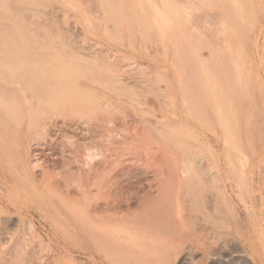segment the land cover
I'll use <instances>...</instances> for the list:
<instances>
[{
    "label": "bare ground",
    "instance_id": "1",
    "mask_svg": "<svg viewBox=\"0 0 264 264\" xmlns=\"http://www.w3.org/2000/svg\"><path fill=\"white\" fill-rule=\"evenodd\" d=\"M208 2L212 19L235 22L229 34L241 37L235 46L224 40L222 60L215 37L204 59L188 35L167 33L169 8L155 13L156 40L11 35L23 42L0 50V149L13 148L5 146L4 116L19 113L29 129L6 169L0 155V221L6 213L18 219L11 240L20 254L38 264H61L64 253L106 264H165L187 244L226 243L228 225L239 231L238 201L261 227L255 253L263 260L264 0ZM4 40L0 35L3 48ZM149 44L162 48L150 51ZM84 50L95 54L92 61L76 55ZM14 82L21 87L12 94L1 84ZM20 102H28L26 112ZM36 241L38 250L29 249Z\"/></svg>",
    "mask_w": 264,
    "mask_h": 264
},
{
    "label": "rangeland",
    "instance_id": "2",
    "mask_svg": "<svg viewBox=\"0 0 264 264\" xmlns=\"http://www.w3.org/2000/svg\"><path fill=\"white\" fill-rule=\"evenodd\" d=\"M137 1H140L142 3L144 12L147 11V13H145V17L141 15V12L143 9L140 11L139 6L136 3ZM19 2H21V3H19ZM3 3L5 4V6ZM1 5H3L4 7L3 8L0 7V11H2L4 13H2V12L0 13V23L2 22V24H0V27L1 26L3 27V28L2 27L0 28L2 30V31L0 30V33L2 32L0 35H2V37L5 39L3 43L6 42L5 43L6 45L4 44V48H3V46L1 47V45H0V50H4L5 52L8 51L7 49L9 48V46H10L9 50H12V48H15V45L18 46V43H20V40H21L20 44H22V42H23L22 39H20L16 36H11V35H17V34H18L17 36H20L22 33L24 35H26L25 33H27L26 36H32V37H38V38H41V37L46 36V35L47 36H50V35L54 36L55 35L54 37H56V38L64 37V35H66V36L72 35V37H74L73 40H75V41L80 40L81 36L84 34L91 36V35H93V33H95L96 35H100V36L101 35H108V36H110V38H115L116 36H117L116 38H118L119 36L126 35V34L130 33L131 35H135V36H133L135 38H138V37L147 38V36H149L151 38L154 37V40H156L157 36H158V29H157V27H155V24L153 22V21H155L154 16L156 17V15H157L155 13H157V11H160V13L162 15H164L165 10L167 8H169L168 10L170 11L169 16L167 15L168 17H170V19H169L170 20V26H169L168 30H166L169 32H167V33H171V35H174V32H175L176 37H177V35H179V36L184 35L185 37L188 35L187 37L190 39L191 45L195 46V47H193V46L192 47L194 48L196 53H198L200 58L205 59L206 57H208L209 50L211 48H213V46H210V45H213V43L210 42L211 37H215V39L217 40V46L215 45V47H218V51L220 50L219 53L217 54V57H219L218 58L219 60H222V57L220 54L222 53V56H223L222 45H223L224 40L227 39L228 41H231V43L233 42L234 43L233 45L235 46L237 44L238 40L241 39V37H239L240 34H229V33H232L233 30L236 28L237 25L235 22L223 21L224 22L223 23V22H220L219 20L214 21L212 19L213 18V16H212L213 12L209 8L208 0H160V1L159 0H20V1L19 0H2V1L0 0V6ZM163 6H164V8H161ZM4 8L7 10H4ZM70 10H72V11H70ZM209 10L211 11V13ZM34 14L35 15L37 14V15L35 16ZM210 14H211V16H210ZM220 14H222V13H220ZM3 15L4 16L6 15V16L4 17ZM146 15H148V16L146 17ZM15 16H16V18H15ZM3 18H4V20H3ZM146 18H147V20H146ZM211 20H212V22H211ZM18 22H19V24H18ZM120 22H124L126 24L120 23ZM175 23L176 24L178 23V24L176 25ZM212 23H213V25L214 24L215 25L213 26ZM143 26H145V27H143ZM173 27H174V29H173ZM153 28H154V30H153ZM8 31H10V34ZM19 31H21V32L24 31V32L21 33ZM5 32H7L8 36L6 35ZM113 32H115V33L113 34ZM182 33H184V34H182ZM44 34H46V35H44ZM111 34H113V35H111ZM39 35H41V36H39ZM208 35H210V36L208 37ZM222 37H224V39ZM194 38H195V40H194ZM194 41H195V43H194ZM147 42L150 43V40ZM197 42H200L201 44L197 43ZM14 43H17V44H14ZM67 43H63V45H65L64 47L67 46ZM12 45L14 47H12ZM90 45L92 46L93 43L89 42V44L85 45L86 47L85 46L84 47L87 48V47H90ZM143 45L145 46V43H140L137 46H135L134 53L137 54L139 49H143L144 48ZM149 45L147 47H148V49H150V51H152L154 48H158V47L162 48L161 46L154 47L151 44H149ZM98 47L99 46H96V47L94 46V48H96V50L99 49ZM118 49L119 50L122 49L125 52L129 48L126 45H124V46L118 45ZM83 52H84V54H83L84 56H82V54H76L81 59V61L83 62V59H84V62L92 61V58H93L92 56H94L95 54H92V53L89 54L90 50L89 51L84 50ZM96 52L98 54V51H96ZM85 54H87L88 56L87 55L85 56ZM89 55H91V57H92L91 59H90ZM85 59H87V60H85ZM28 74H29V76L31 75L30 73H28ZM8 80L9 79L7 78V81ZM1 84L4 87L6 86V88L8 89L6 91L10 94H12L11 91L14 92L15 90H17V88L21 87V85H18L15 82L13 84L12 83H9V84L1 83ZM26 94L28 95L29 93L27 92ZM20 104H22L21 110L25 111L29 107L28 102L27 103H24V102L21 103L20 102ZM24 104H25V108L23 106ZM11 106H14V107L19 106V102H17V105H10V107ZM10 107L6 106L7 110ZM15 113L16 114L13 113V115L7 114L6 116L10 117L9 119H8V117L4 116V122L6 124L7 133H8V136H5V138H7V144H5V146H8V148L13 147L11 149H5V148L0 149V155L3 156L1 164H2V166H5V169L7 167V162L9 160H11V161L14 160V158L8 159L10 157V155L14 156L15 158L18 157V154H17L19 152L18 149L22 147L21 144L24 145V138L23 137H25L28 134L27 132L29 129V127L21 120L22 116L19 115V113H17V112H15ZM14 115H16L17 117L16 116L13 117ZM14 118H15L16 122L14 121ZM17 118H18L19 122H18ZM20 121L23 122L26 126L23 125V123H20ZM21 133L23 134V136ZM18 137H19V139H18ZM21 139H22V141H21ZM19 140L21 141V143H19ZM17 144L19 145L18 146L19 148L16 147ZM16 149H17V151H16ZM204 194H205L204 199H206V194L209 195V192L204 190ZM232 197H233L234 202H235L236 201L235 196L233 195ZM236 202L238 203V207H239L238 210L240 213V226L238 227L239 231H234L232 226L228 225L229 229H228V237H227L226 243H221V242L217 241L216 239H214V240H210L209 242L206 241L205 246H202V247L200 244H198V248H196V250H195L194 245H193L194 246L193 247L190 244H187V245H185L186 248H185V246L183 247L184 253L182 252V254H180L179 256H177L175 258L170 259L165 264H264V257H262L263 260L262 259L259 260V257L255 253V252H257V250H260V246H258V244L259 243L261 244V241L259 243L256 242L255 237L256 236L259 237L262 235V230H260L261 227H260V225H258V220L256 219V216L253 215L251 212L247 213V211H245V209H243V206L241 203H239L238 201H236ZM231 206H230V204L228 206L229 207L228 208V216L230 218V221H231V217H233L231 214V212H232ZM8 215H10V214L6 213L5 216H3L1 218L2 221H0V230H1L0 233L2 234V235H0V239H1V241H0V264H6V263L7 264H17V263L18 264H21V263L22 264H25V263L26 264H32V263L35 264L36 262H37L36 264H38L39 262L37 261L36 256H34V258H33V256L27 257L26 255H23L22 252L20 254L19 251L21 249V244H19V245L15 244V242H18V241L13 242L11 240V236H13L15 234V232L17 231L16 227L18 224V219L16 217H14L12 215V213H11V216H8ZM3 219H5V220H3ZM35 222L37 225L38 224L37 220H35ZM1 226L3 227L4 230L2 229ZM37 227H40V226H37ZM5 232L7 235L5 234ZM243 236H247L249 240L248 241L243 240L244 239ZM42 238H43V240L47 241L46 234H43ZM211 241H213V242H211ZM215 242H217V243H215ZM35 243L36 244H34V243L29 244L28 248L38 250V247L35 248V246L36 245L39 246V243L37 241ZM13 244H14V246L17 245V247L12 246ZM50 246L53 247L54 249L56 247L52 242H50ZM56 248H57L59 254L61 253V255H62L64 253L61 245L56 247ZM193 249L196 252H194ZM202 249L210 250V252H209L210 255H209V257H207V259L201 258V256H200L201 251L200 250H202ZM16 252H17V254H16ZM189 253H191L192 255ZM72 254L68 255V254L64 253L63 254L64 256L62 257V263L61 264H69V260H76L78 264H86L85 263L86 261H87V264H92V263L93 264H101V263L106 264V262L102 261V260H97L98 262H93L88 257L82 256L81 254H78V253H72ZM255 254H256V256H255ZM25 258H26V260H25ZM27 258H29V259H27ZM9 259H10V261H8ZM13 261H14V263H13ZM43 262H44V264H48L47 260H46V262L42 261V263ZM121 264H125V263H121Z\"/></svg>",
    "mask_w": 264,
    "mask_h": 264
}]
</instances>
